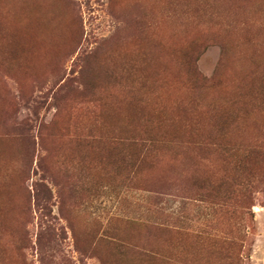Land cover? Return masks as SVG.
I'll return each mask as SVG.
<instances>
[{
	"label": "rangeland",
	"instance_id": "rangeland-1",
	"mask_svg": "<svg viewBox=\"0 0 264 264\" xmlns=\"http://www.w3.org/2000/svg\"><path fill=\"white\" fill-rule=\"evenodd\" d=\"M0 264H264V0H0Z\"/></svg>",
	"mask_w": 264,
	"mask_h": 264
},
{
	"label": "trees",
	"instance_id": "trees-1",
	"mask_svg": "<svg viewBox=\"0 0 264 264\" xmlns=\"http://www.w3.org/2000/svg\"><path fill=\"white\" fill-rule=\"evenodd\" d=\"M198 79H201L199 76H197Z\"/></svg>",
	"mask_w": 264,
	"mask_h": 264
}]
</instances>
